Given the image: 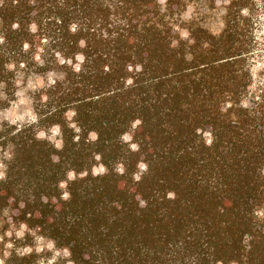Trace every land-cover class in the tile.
Segmentation results:
<instances>
[{
	"label": "trees",
	"instance_id": "1",
	"mask_svg": "<svg viewBox=\"0 0 264 264\" xmlns=\"http://www.w3.org/2000/svg\"><path fill=\"white\" fill-rule=\"evenodd\" d=\"M263 2L0 0L3 264H264Z\"/></svg>",
	"mask_w": 264,
	"mask_h": 264
},
{
	"label": "rangeland",
	"instance_id": "2",
	"mask_svg": "<svg viewBox=\"0 0 264 264\" xmlns=\"http://www.w3.org/2000/svg\"><path fill=\"white\" fill-rule=\"evenodd\" d=\"M223 2H227L228 0H217V3H218V6L219 4L222 5ZM263 5H264V2H263ZM260 13H259V23H258V28L260 30V35H261V39H262V44H261V53H262V59L260 62H255L252 67L253 69V81H254V91H253V94H252V97L258 101L259 99V96H260V92L257 90V87H260V86H264V7L263 8H260ZM194 14V9L191 7L190 10H189V14H188V17L191 18ZM260 39V41H261ZM28 115V111L26 109L22 110V112L19 111V108H16L15 110H11L9 112V116L13 119H16V120H19L21 118H24L25 116ZM56 133L53 132V136H55ZM104 172V169L99 167V168H96L95 169V173L96 174H100V173H103ZM13 248V246L11 244H8L6 247H5V250H11ZM45 250H49V251H52L53 250V245L51 243L47 244L46 246H44L43 243H40L37 247V252L38 253H42L43 251ZM4 254H7V253H4ZM48 262V264H54L53 262H55L56 264H59L60 261H58L57 263V260L54 259V258H51L49 260L47 259H43L40 263L41 264H46ZM0 264H3V260H2V255H1V247H0Z\"/></svg>",
	"mask_w": 264,
	"mask_h": 264
}]
</instances>
